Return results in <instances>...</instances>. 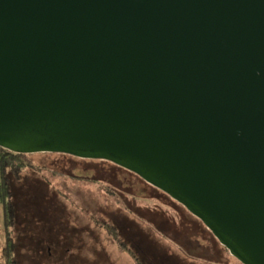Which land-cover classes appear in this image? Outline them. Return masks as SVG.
Segmentation results:
<instances>
[{"label": "water", "instance_id": "95a60500", "mask_svg": "<svg viewBox=\"0 0 264 264\" xmlns=\"http://www.w3.org/2000/svg\"><path fill=\"white\" fill-rule=\"evenodd\" d=\"M0 146L109 160L264 264V0H0Z\"/></svg>", "mask_w": 264, "mask_h": 264}, {"label": "rangeland", "instance_id": "374dc122", "mask_svg": "<svg viewBox=\"0 0 264 264\" xmlns=\"http://www.w3.org/2000/svg\"><path fill=\"white\" fill-rule=\"evenodd\" d=\"M28 156L34 167L25 169L18 178H11L16 207L12 226L16 264H134L130 252L115 241L89 235L86 226L94 224L93 215L101 217L98 207L109 210L125 207L122 196L129 195L123 192L128 185L134 186L129 195L132 206H140L130 215L136 217L137 229L150 228L149 240L180 252L186 264H242L182 204L111 161L47 151ZM143 205H148L152 212ZM50 222L56 226L48 225ZM61 222L64 226L72 224L74 227L69 229L80 230L82 234L67 236L60 229ZM156 224L164 227L168 235L158 231ZM47 229H52V233L44 234ZM3 244L0 204V264H3Z\"/></svg>", "mask_w": 264, "mask_h": 264}, {"label": "flooded vegetation", "instance_id": "af4514ba", "mask_svg": "<svg viewBox=\"0 0 264 264\" xmlns=\"http://www.w3.org/2000/svg\"><path fill=\"white\" fill-rule=\"evenodd\" d=\"M132 189H134V186L128 185L123 192L131 195L133 193V191H131ZM129 195L122 196L125 207L117 206L111 210L106 209L104 206L98 207L97 212L101 211L102 215L101 217L93 215L95 220V222H93L94 224H86L89 230L88 234L102 240L115 241L120 248L133 255L134 264H184L186 259L180 252L167 249L162 243L154 241L152 238L149 240L148 236L151 234L150 228L139 227L137 229L138 224L136 217L130 215L132 212L136 211L137 205L134 204L135 206H132ZM132 197L134 200L135 196L132 195ZM57 224H60V221H58ZM48 225L56 226L55 223L51 222ZM59 226L61 230H65L67 236H70V234L74 236L82 234L80 230L72 229L71 227L74 226L70 223L64 226L61 222ZM69 226H71L70 229ZM65 227L66 229H64ZM154 227L158 231H162V233L165 231L164 227L159 224H156ZM52 229L43 230V233L49 235L52 233ZM48 251L50 253L49 248Z\"/></svg>", "mask_w": 264, "mask_h": 264}, {"label": "trees", "instance_id": "16d2710c", "mask_svg": "<svg viewBox=\"0 0 264 264\" xmlns=\"http://www.w3.org/2000/svg\"><path fill=\"white\" fill-rule=\"evenodd\" d=\"M62 154L70 155L67 153H62ZM101 160H105V159H101ZM115 165L123 170H126L128 173L137 176L139 179L147 183L136 173L127 170L126 168H123L117 164ZM28 167H34L28 156V153L13 152L0 146V204L2 206V211H3V237H4V244L2 247L3 264H16V260L13 257L14 236L12 231V226L15 222V217H16V207L12 199L11 178H18L21 175V173ZM151 186L153 188L160 190L159 188L153 185ZM134 199L136 200V197ZM138 207L140 206L137 205L136 212ZM143 208L148 210L150 209L148 205H143ZM154 209H155L154 211H156L157 208L155 207ZM149 211L152 212V209ZM194 217L204 225V223L199 218H197L196 216ZM208 231L210 230L208 229ZM213 238L216 239L214 236Z\"/></svg>", "mask_w": 264, "mask_h": 264}]
</instances>
